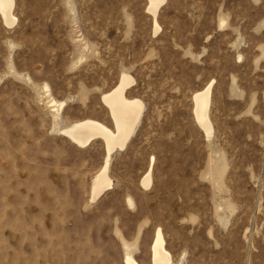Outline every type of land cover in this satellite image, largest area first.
Returning a JSON list of instances; mask_svg holds the SVG:
<instances>
[{"label":"rangeland","instance_id":"obj_1","mask_svg":"<svg viewBox=\"0 0 264 264\" xmlns=\"http://www.w3.org/2000/svg\"><path fill=\"white\" fill-rule=\"evenodd\" d=\"M149 5L15 0V25L0 16V264H152L158 230L170 264H264V0H166L158 31ZM124 74L145 109L94 200L104 142L63 129L114 130L102 97ZM210 84L209 138L194 95Z\"/></svg>","mask_w":264,"mask_h":264},{"label":"bare ground","instance_id":"obj_2","mask_svg":"<svg viewBox=\"0 0 264 264\" xmlns=\"http://www.w3.org/2000/svg\"><path fill=\"white\" fill-rule=\"evenodd\" d=\"M166 0H149V11L153 14L156 31L159 30L157 15L161 6ZM15 0H0V16L3 22L12 27L16 23L14 16ZM134 80L124 74L116 87L104 94L102 99L104 105L109 109L114 130L96 120H83L71 124L63 129L64 136L69 138L78 146L85 147L91 142L101 139L106 147V159L103 169L96 175L93 182V199H99L106 191L112 187V181L108 175L111 156L117 150L124 151L134 136L137 127L142 119L145 109L144 103L140 99H128L127 91L133 86ZM212 84L205 89L195 93V120L200 129L210 138L213 134V124L210 119ZM63 104V103H62ZM154 165L152 158L149 171L143 177L141 183L144 187H150L152 183L151 174ZM130 204L132 201L128 200ZM124 264H138L133 256L127 254ZM171 256L165 248V240L161 230L156 233V238L152 246V264H170Z\"/></svg>","mask_w":264,"mask_h":264}]
</instances>
